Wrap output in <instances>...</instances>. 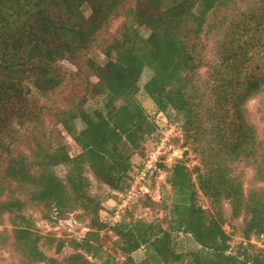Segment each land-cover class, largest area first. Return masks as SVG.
Here are the masks:
<instances>
[{
	"label": "trees",
	"instance_id": "16d2710c",
	"mask_svg": "<svg viewBox=\"0 0 264 264\" xmlns=\"http://www.w3.org/2000/svg\"><path fill=\"white\" fill-rule=\"evenodd\" d=\"M94 46L102 62L88 56ZM71 82L82 95L63 100ZM140 94L176 124L198 163L168 168L162 200L145 197L153 219L125 213L107 224L91 178L125 196L144 166L133 157L146 156L159 130ZM256 96L264 120V0H0V225H11L0 247L25 264H264V248L249 242L264 234V133L246 111ZM58 125L77 154L56 137ZM31 208L66 225L81 211L88 230L56 239V253L72 252L50 257ZM225 224L245 240L234 249ZM181 235L193 246L183 248Z\"/></svg>",
	"mask_w": 264,
	"mask_h": 264
},
{
	"label": "rangeland",
	"instance_id": "374dc122",
	"mask_svg": "<svg viewBox=\"0 0 264 264\" xmlns=\"http://www.w3.org/2000/svg\"><path fill=\"white\" fill-rule=\"evenodd\" d=\"M120 23L121 21L112 24V26L109 27V30L106 32L105 36L109 37V35L115 34ZM88 56L92 57L97 62H102L104 60V55L101 52L100 48L97 46H94L91 49V51L88 53ZM150 76L151 71L146 68L140 79V86H142ZM81 95L82 92L77 84L75 82H71L67 86V90L61 96L64 100L65 98H69L70 96L78 98ZM139 100L150 117L157 122L159 130L156 137L148 143L146 156L133 157V167L139 168L142 165L143 161L145 163L147 160H149V158L147 159V155L150 154L151 156L153 153H156L158 161L154 175L145 183V185L149 189V193L147 195H144V193L139 190V186H137L135 188L136 196L126 207V209H121L119 217L121 218L125 213H127L126 215L128 216L129 213L135 217H141L147 220H151L153 219L155 214L151 208L144 205V202L146 200L145 197L148 196L154 202L161 201L165 195V192L169 190V186L167 184V177L169 174L168 168L173 163L179 160H184L189 168H193V166L198 163V159L189 146L183 145V140L176 124L170 122V120H168L165 115L158 113L153 103L144 95L140 94ZM262 108L263 98L261 96L254 97L246 104L247 116L249 120L256 126L259 136L263 135L264 133V120L262 119L261 115ZM54 133L56 134V137H58V139H60L65 144L67 150L71 155H75L80 151L77 145L65 134V132L59 125L54 128ZM158 138H161V140L157 142ZM64 171L65 170L63 166L55 167L56 174L61 178L64 175ZM252 176V170L245 169V188H250L254 185ZM91 180V192L100 196L103 200V208L100 211V217L107 224H111L114 221V218L112 219L114 215L113 210H115V208L119 206L121 196L117 192L111 191L108 187L99 184L94 178H91ZM199 203L206 208L209 207V201L202 195H200ZM28 212L33 216L36 222V229L43 236V250L48 256L55 257L59 260L70 254L72 252V249L67 246L64 247L60 253H56V239H80L88 230L87 218L81 214V211H77L71 214L70 218L66 221L67 225L63 221L54 222L52 220L43 219L40 210L36 208L28 209ZM234 224L238 225L239 222H234ZM10 228L11 225L7 220L4 222V224L0 225V231H3L5 229L9 232ZM224 229L231 236L232 249L236 248V246L240 242L245 241L238 229H233L229 224H225ZM109 234L111 235L112 239H115L114 235H112L110 232ZM53 238L55 240H52ZM179 242L183 248L193 246L189 239L183 235L179 237ZM249 242L257 246L258 248H264V234L261 236L252 235ZM132 257L136 262L141 261L144 258V248H141L134 252L132 254ZM116 259L121 261L123 257L121 256V254L117 253ZM0 264L25 263L21 255L13 251L10 245H2L0 247Z\"/></svg>",
	"mask_w": 264,
	"mask_h": 264
},
{
	"label": "built area",
	"instance_id": "2783aa9c",
	"mask_svg": "<svg viewBox=\"0 0 264 264\" xmlns=\"http://www.w3.org/2000/svg\"><path fill=\"white\" fill-rule=\"evenodd\" d=\"M156 159H157L156 153H153L150 156L149 160H147L144 163V166L138 170L135 176L134 182L132 183V186L130 187V190L127 192L125 196L121 198L119 206L115 208L112 219L114 218V220H117L120 216L119 214H120L121 209L125 208L128 205L129 201L132 200L136 196L135 188L137 186H139L138 188L142 193H149V189L145 185V182H146L147 175L149 173H152V169H153L154 162Z\"/></svg>",
	"mask_w": 264,
	"mask_h": 264
}]
</instances>
